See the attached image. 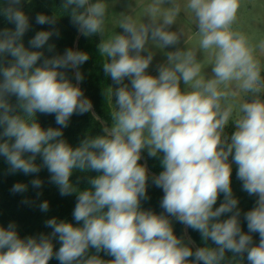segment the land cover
<instances>
[{
    "label": "clouds",
    "instance_id": "1",
    "mask_svg": "<svg viewBox=\"0 0 264 264\" xmlns=\"http://www.w3.org/2000/svg\"><path fill=\"white\" fill-rule=\"evenodd\" d=\"M21 5L22 0H4L0 7L15 25L0 30V156L10 174L46 167L61 196L76 193L73 218L80 226L51 218L45 221L50 234L24 238L14 222L0 226V264H49L53 258L59 264H243L245 256L247 264H264V39L254 43L236 27L241 0H149L140 18L135 0V8L129 5V13L119 14L123 32L110 36L108 0H63L60 10L80 34L103 37L98 45L103 71L117 85L109 88L111 100L115 97L111 125L75 148L62 138V129L73 114L88 113L93 105L63 70L76 69L75 79L82 81L78 69L89 55L67 49L48 58L32 50L59 35L56 14H37L36 23L51 30L36 32L25 47L22 38L31 26ZM181 13L197 28L195 46L187 43L182 26L170 30ZM182 37L186 46L165 53L158 75L149 74L154 59L149 42L164 49L179 45ZM37 113L55 114L60 127L42 128ZM230 123L235 131L229 136ZM145 150L161 157L163 171L152 177L164 193L161 214L141 208L148 198L149 173L139 163ZM229 157L243 191L257 198L244 213L248 233L241 228ZM76 170L97 173L88 179L90 188L79 191L73 185ZM42 183L31 181L34 188ZM11 191L23 193L27 185L16 183ZM220 194L223 202L214 207ZM39 207L46 212L49 204ZM169 217L215 247L193 248L191 239L174 233ZM252 233H258V244ZM54 238L60 243L56 251ZM101 252L113 259H102Z\"/></svg>",
    "mask_w": 264,
    "mask_h": 264
},
{
    "label": "trees",
    "instance_id": "2",
    "mask_svg": "<svg viewBox=\"0 0 264 264\" xmlns=\"http://www.w3.org/2000/svg\"><path fill=\"white\" fill-rule=\"evenodd\" d=\"M4 0H0V7L3 6ZM63 0H22L21 10L29 17L30 30L27 31L22 38L25 47H29V41L38 31L51 30L48 25H39L35 21L37 14H44L53 16L56 14L57 22L55 29L59 35L50 37L46 45L39 50L44 53L45 57L51 58L57 55H63L67 49L76 51H83L89 55L87 62L79 67V72L83 75V80L78 82L75 79L76 69H64L67 78L78 86L83 91L84 97L89 99L93 105L92 110L85 114H73L70 117L68 126L63 128V139L70 144L73 148L79 146L80 142L86 137H95L103 134V120L111 123V113L113 112L111 106L110 87L115 88L111 78L103 71L104 57L101 56L98 45L100 44L99 35L86 37L80 34L77 27L71 22L69 15L64 14L62 10ZM15 25L8 22L6 17L0 12V30L4 28L14 29ZM48 45H54V48L49 51ZM8 57L7 60H10ZM5 60V66L7 65ZM43 58L38 64L42 63ZM126 84V80L124 81ZM10 102L16 104V97H10ZM36 120L40 123L41 127L47 129L49 127H60L55 122V114H36ZM2 131V128H0ZM234 132V129H230ZM6 139V138H5ZM30 154L26 153L25 157ZM229 161L232 158L229 157ZM38 165H42L41 157L37 156L35 161ZM140 164L145 165L148 173L149 180L147 184V199L141 201V208L143 210H151L156 214H161V200L164 195L161 188L157 187L152 182V177L158 175L163 171L161 165V157L146 156V160L141 158ZM50 173L46 167H41V170L35 174L25 175L22 172L14 174L9 173V165L3 156H0V226L7 228L8 224L14 222L16 230L21 238L27 236H39L40 234H50L52 229L45 226V221L56 218L57 221H66L80 226L73 218V210L77 203V195L73 193L68 196H61L58 187L50 182ZM97 175L95 172L81 173L76 170L71 176V182L82 191L91 187L88 183L89 177ZM39 178L43 183L42 187L34 188L31 184L33 179ZM16 183H23L27 185V191L23 193H13L12 187ZM231 187L233 195L239 200L238 207L241 210L240 222L242 231L248 233L247 222L244 219V213L251 210L255 206L256 197L249 196L242 188V182L237 178V166L232 167ZM39 193V195H38ZM223 194H220L217 204L218 207L223 202ZM25 201H27L25 203ZM47 201L49 209L44 212L41 211L39 205ZM229 214H225L221 219H226ZM170 219L172 217H169ZM174 233L178 237L184 235V225L177 222ZM188 234L191 237L195 247H203L205 244L211 247L215 245L211 240L204 241L199 232L187 228ZM254 243L259 242L258 233H252ZM54 251L58 250L60 243L57 239H53ZM95 249H90L89 254H94ZM102 259L111 260L113 257L106 255L104 252L99 253ZM230 259L232 254L226 253ZM191 259V258H190ZM49 264H59L55 258L49 261ZM243 264H247L246 256Z\"/></svg>",
    "mask_w": 264,
    "mask_h": 264
},
{
    "label": "rangeland",
    "instance_id": "3",
    "mask_svg": "<svg viewBox=\"0 0 264 264\" xmlns=\"http://www.w3.org/2000/svg\"><path fill=\"white\" fill-rule=\"evenodd\" d=\"M136 2L139 5V7L136 9V14L137 17L140 18L143 15V5L149 2V0H136ZM108 3H109V20L107 22L106 32L109 36L114 34V32L122 33L123 30L118 28L119 19H120L119 14L129 13L130 12L129 5H131L132 8H135L136 7L135 0H108ZM145 22H147V18H145ZM177 22L178 23L176 25H173L170 30L176 31L178 30L179 27L182 26L188 37L187 43L189 44V46H195L198 41V37L195 36L194 32L197 31V28L191 16L189 14L181 13ZM236 27L239 30L243 31L245 34H247L249 37H251L254 43L258 44L260 40L264 39V0H241V8L238 12V21ZM102 39L103 37L99 35L100 42ZM185 40L186 37H182L179 45L167 47L164 49L157 48L150 41L148 47L154 53V59L149 69L147 70L148 73L151 75H158L157 66L166 62L165 53H167L168 51H174L177 47L184 48L186 46ZM198 59L201 60L203 59L202 53H198ZM204 74L206 77L211 75V66L205 68ZM262 75H264V73H262ZM125 80L127 82L126 84H129L130 87L129 80L128 79ZM184 88L185 85L183 84V82H181V89L183 90ZM110 101H111L112 109L114 110L115 97L113 96L112 100L110 99ZM103 124L104 127L111 125V123H107L105 120H103ZM232 128L235 131V127L231 123L226 127L225 132L227 135L230 136L232 134L230 132V129ZM146 156H148L147 150L142 152V158L144 160H146ZM234 165L235 163L232 162V167ZM170 220L172 222V226L174 229L178 221H176L175 218L173 217ZM184 231L185 232L182 237L184 238L185 242H187L189 239H191V237L189 236L188 230L185 228V226H184ZM193 245L195 246V244Z\"/></svg>",
    "mask_w": 264,
    "mask_h": 264
}]
</instances>
